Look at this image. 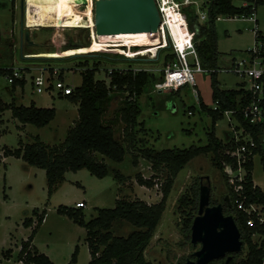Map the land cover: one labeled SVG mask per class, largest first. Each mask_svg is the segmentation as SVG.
Returning a JSON list of instances; mask_svg holds the SVG:
<instances>
[{
  "label": "rangeland",
  "instance_id": "1",
  "mask_svg": "<svg viewBox=\"0 0 264 264\" xmlns=\"http://www.w3.org/2000/svg\"><path fill=\"white\" fill-rule=\"evenodd\" d=\"M22 1L0 0V69L13 67L23 70L27 83L24 89L19 87L11 94L12 85L8 77L0 74V99L6 104H11L15 99L21 106L54 108L57 115L48 126L38 128L14 119L11 110L0 112V259L4 261L3 264H24L17 259L22 244L30 237L36 222L38 224V215L46 211V220L38 229L33 244L53 264H70L78 247L76 264H89L91 252L86 242V229L59 213L58 209L62 206L79 209V203L84 202L86 208L83 213L88 222L98 215V209L114 208L120 197L127 196L128 199H139L149 204L159 203L163 198L162 185L167 179V172H155L152 164L143 158H139L135 164L133 155L128 152L122 163L105 159L111 170H120L125 175L124 184L121 185L112 172L106 178L99 179L89 170L83 169L67 172L65 180L50 194L44 169L30 165L22 158L6 155L32 144L36 137L51 147L61 146L70 128L79 119V103L73 99L51 96L47 92L35 93L32 76L41 68H56L63 72L67 84L77 88L83 83L82 72L86 68H98L96 79L105 81L107 85L110 84L108 72L132 68L136 72L153 75L151 78L159 82L164 78L162 70L166 64L165 56L170 51L162 50V55L153 60L151 56L127 60L117 49L93 48L88 44L90 27L79 28L85 23L89 25L90 0H27V22L32 29L23 31L25 34L30 33L28 41L26 35L23 38L21 34L25 17ZM206 2L208 0H195L185 8L196 9L200 14ZM92 4L94 10L95 0ZM237 5L242 6V3L237 2ZM255 14L259 30L264 36V0L257 6ZM254 29L255 23L249 20H227L224 17L216 22V68L219 72L216 75L196 76L199 97L189 86L180 91L161 93L154 90V84L147 85L145 92L138 98L142 113L138 118L137 138L142 142L135 143L134 153L138 154L143 148V142L157 151L207 146L213 132L223 144L230 141V130L240 124L237 119L226 116L213 121L209 111L216 106L212 82L216 78L221 90L236 91L241 88L240 77L222 70L230 69L234 60H239L247 50L254 48L257 43ZM71 41L76 44L74 47H69ZM86 44L85 50L79 48ZM156 46H150L151 54L156 55ZM124 100L123 92H114L105 116V121L113 124L116 137L121 141H124L126 128L122 119V110L126 106ZM199 100L209 110H199ZM124 146L127 147V144L124 143ZM213 158L214 154L195 158L175 179L161 223L146 251L147 259L153 264H177L192 257L199 249V246H192L191 234L183 230L186 216L179 208V200L190 193L197 183L200 186L202 182L207 183V177L212 192L211 205L223 203L224 198L229 196L227 178L214 165ZM140 177L145 180L156 177V185L153 188L142 186L139 184ZM253 178L256 185L264 189V160L261 157L255 160ZM35 211L38 214L35 215ZM193 214L198 215L196 212ZM28 218L33 219L31 227L24 226ZM137 230L133 224L126 222L122 227L116 226L113 233L118 237H128ZM9 249L13 250V258L6 260L3 254ZM247 253L248 247L245 245L239 259L246 258Z\"/></svg>",
  "mask_w": 264,
  "mask_h": 264
},
{
  "label": "trees",
  "instance_id": "2",
  "mask_svg": "<svg viewBox=\"0 0 264 264\" xmlns=\"http://www.w3.org/2000/svg\"><path fill=\"white\" fill-rule=\"evenodd\" d=\"M237 2L242 3V6H238ZM262 3L263 0H208L201 7L202 11L207 12L209 17L204 25L199 23L196 9L184 8L191 30L197 32V51L205 68L217 69L218 36L215 32L216 19L220 16H251L256 11L257 6ZM243 4H246V6H243ZM88 42L90 43V33ZM75 45L72 41L69 43V47ZM102 53L108 52L102 51ZM116 54L121 56L118 53ZM160 55L162 54L160 53ZM165 59L166 61L174 60V56L169 53L166 54ZM50 69L53 68L50 67ZM12 70L13 67L0 69V74L8 77L12 74ZM98 71V68H86L82 72V85L75 88L72 96L67 97L79 103V119L70 128L67 138L61 146L51 147L43 143L40 137H36L32 144L23 146V148H19L14 152H9L6 156L22 158L28 164L44 169L50 194L65 180L67 172H78L83 169L89 170L92 175L99 179L106 178L112 172L114 178L121 185L124 184L125 175L120 170H111L105 159L122 163L128 152L133 155L135 164H137L139 158H143L152 164L155 172L166 171L167 179L162 185L163 198L159 203L149 204L139 199H128L127 196L120 197L116 200L114 208L98 209V215L88 222L85 221L83 209L65 206L58 209L59 213L70 217L75 223L86 229V242L92 256L89 264H153L147 259L146 251L161 223L168 198L179 173L195 158L207 154H214L212 161L215 166L224 172L225 176L232 169L230 165L236 167V164L223 154L226 144L219 141L214 132L210 134L211 142L207 146L157 151L147 147L143 142V148L139 150L138 154L134 153L135 143L142 142L137 138L138 118L142 113L138 98L145 92L148 84L155 85L156 82L152 79L153 75L143 71L136 72L132 68L112 70V73L108 72L110 84L107 85L105 81L96 79ZM213 75H216V73H213ZM26 83V79L15 81L10 90L11 94L15 93L19 87L24 89ZM212 86L213 99L215 103H219L222 111L236 107L237 97L240 96L239 92L221 90L216 78L213 79ZM114 92H123L125 95L124 102L126 106L122 110V119L126 124L124 141L117 139L113 124H108L105 121L107 106L113 100ZM201 106L202 111L208 109L202 102ZM7 110H11L13 118L19 120L22 124H32L38 128L48 126L57 115L54 108H37L34 105L30 107L21 106L17 104L15 99L11 104H6L0 99V112ZM209 111L214 122L223 118L220 112L214 111V109ZM241 121L244 125H247L242 119ZM124 143L127 144V147L124 146ZM97 155L102 156V158L99 159ZM155 180L156 177L150 180L140 177L139 184L153 188L156 185ZM251 185L250 178L246 195L252 201L264 202V192L259 189H252ZM228 195L230 196L231 206L224 200L225 214L235 217L242 234L241 239L244 246L248 247L246 258L239 259L238 255L232 263L264 264V242L259 246L258 243L252 241V234L255 230L247 226V216L237 210L231 190ZM199 198L200 185L197 183L190 193L183 195L179 200V208L183 210L186 216L183 230L187 234H191V227L196 217L193 213L199 211ZM34 213L35 215L38 214L37 211ZM46 216V211L42 215H38V224L36 222L30 237L22 244L17 257L19 262L24 264H52L49 257L40 253L33 246V239L44 223ZM126 222L133 224L138 230L128 237L115 236L113 233L114 228L116 226L122 227V224L124 225ZM24 226H33V219H26ZM258 231L261 232V230ZM77 256L78 247L71 264H76ZM3 257L6 260H11L13 250H6ZM2 262L3 260L0 259V264Z\"/></svg>",
  "mask_w": 264,
  "mask_h": 264
},
{
  "label": "built area",
  "instance_id": "3",
  "mask_svg": "<svg viewBox=\"0 0 264 264\" xmlns=\"http://www.w3.org/2000/svg\"><path fill=\"white\" fill-rule=\"evenodd\" d=\"M161 15L162 23L158 29L159 45L156 55L148 56L153 59L159 58L160 52L168 49L174 56V60L166 61L162 70L164 78L156 82L154 90L156 92H176L184 87H191L196 96H200L197 89V75H208L218 73L217 69H209L203 66L201 58L197 51V32L191 30L186 14L185 6L193 4V0H155ZM246 6V4H243ZM174 12L178 17L185 19L187 26L180 29L175 26L172 31L170 23V12ZM25 17L23 29L30 31L28 26L27 12L28 2L25 0ZM199 16V23L208 21L207 12L202 11ZM226 17L227 20H249L255 23V38L257 43L254 48L247 50L239 60H234L232 67L222 72L232 73L242 79V86L239 90L240 96L237 97L236 107L222 111L219 103H216L214 111L220 112L223 118L233 117L239 121V127H234L231 131L232 138L226 143V149L223 154L230 158L236 167L230 165V172L227 173V182L234 196V203L239 212L245 214L248 218L246 224L250 229H254L252 241L259 246L264 242V202L252 201L246 195V189L251 178L252 189H264L256 185L253 178L255 160L261 157L264 160V36L258 27V20L255 11L251 16H220L216 19L220 21ZM183 21V20H182ZM184 23V22H182ZM91 39V35H90ZM260 41V42H259ZM92 42V39L90 43ZM144 46H122L126 52V59H141L147 56L143 53ZM150 57V58H151ZM112 73V71H110ZM63 72L53 68H41L32 76V85L37 94L49 93L51 96L57 95L67 98L74 94L75 88L64 81L61 77ZM26 79L23 70L13 69L12 74L8 76V82L12 85L17 80ZM199 108L202 109L199 100ZM193 112H190L192 115ZM245 121L244 125L241 121ZM79 209L86 208L84 202L79 203ZM258 230H261L258 231Z\"/></svg>",
  "mask_w": 264,
  "mask_h": 264
},
{
  "label": "water",
  "instance_id": "4",
  "mask_svg": "<svg viewBox=\"0 0 264 264\" xmlns=\"http://www.w3.org/2000/svg\"><path fill=\"white\" fill-rule=\"evenodd\" d=\"M195 1V0H193ZM23 11L25 0L22 1ZM95 25L98 33L158 31L162 19L155 0H95ZM24 26V20L22 27ZM85 28L88 24L85 23ZM22 37L30 41V33L22 28ZM33 45L34 43L31 42ZM210 179L201 183L199 211L191 228L193 245L202 247L194 256L196 261L187 264H210L224 259L227 254H241L244 243L235 217L226 215L224 205H211ZM225 202L231 206L230 197ZM231 258L225 264H229Z\"/></svg>",
  "mask_w": 264,
  "mask_h": 264
},
{
  "label": "bare ground",
  "instance_id": "5",
  "mask_svg": "<svg viewBox=\"0 0 264 264\" xmlns=\"http://www.w3.org/2000/svg\"><path fill=\"white\" fill-rule=\"evenodd\" d=\"M90 1L93 3V0ZM92 3L90 5L91 7L88 13V21H89V27H90L91 39H92V42L89 43L90 46L100 50H107L110 48L117 49L122 55H124V57H127V55L126 52L123 49H121L122 46H144L145 47L144 50L147 51L140 53V55L143 56H148L151 54L152 51L150 46L157 45L156 47L158 48L159 45L158 31H138V32L121 31V32L98 33L96 31L95 12L93 10ZM170 13H171L170 23L172 25V31H175V26L178 28V30L180 29V25L182 24H184L182 25V27L187 26L186 20L184 18L181 19V17H178V21H177L175 13L172 11ZM178 22H180V25L178 24ZM79 28H85V26L81 25ZM151 43L153 44L150 45ZM79 48H82L83 50L86 49L85 46Z\"/></svg>",
  "mask_w": 264,
  "mask_h": 264
},
{
  "label": "flooded vegetation",
  "instance_id": "6",
  "mask_svg": "<svg viewBox=\"0 0 264 264\" xmlns=\"http://www.w3.org/2000/svg\"><path fill=\"white\" fill-rule=\"evenodd\" d=\"M224 200H225V198H224ZM230 202H231V200H230ZM222 204L224 205V203H222ZM224 209H225V208H224ZM224 211H225V210H224ZM194 220H195V219H194ZM193 222H194V221H193ZM192 225H193V224H192ZM191 228H192V227H191ZM191 243H192V239H191ZM192 246H194V247H198V246H199V249H198V250H200L201 247H202L201 244L193 245V243H192ZM198 250H197V251H198ZM197 251H196V252H197ZM196 252H194V253L192 254V257H190L191 259L188 257V258H186V260L180 261V262H178L177 264H187L188 261H196L197 258L194 256V254H195ZM238 255H240V254H227V256H226L224 259L215 260V261H213V262L210 263V264H225L229 258H231L230 261H229V264H233L232 261H233L234 258H235L236 256H238Z\"/></svg>",
  "mask_w": 264,
  "mask_h": 264
},
{
  "label": "crops",
  "instance_id": "7",
  "mask_svg": "<svg viewBox=\"0 0 264 264\" xmlns=\"http://www.w3.org/2000/svg\"><path fill=\"white\" fill-rule=\"evenodd\" d=\"M83 209H85V208H83ZM45 220H46V218H45ZM45 222V221H44ZM35 238V237H34ZM34 240V239H33ZM33 246H35L34 244H33ZM36 247V246H35ZM89 247V246H88ZM37 248V247H36ZM38 249V248H37ZM39 250V249H38ZM39 252L40 253H42L40 250H39ZM42 254H44V253H42ZM50 259V258H49ZM91 260H92V256H91ZM4 262V261H3ZM3 262H2V264H3ZM52 262V261H51ZM72 262V261H71ZM71 262H70V264H71ZM53 264V263H52Z\"/></svg>",
  "mask_w": 264,
  "mask_h": 264
}]
</instances>
